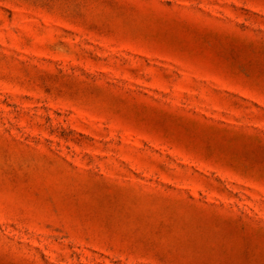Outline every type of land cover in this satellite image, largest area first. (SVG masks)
Masks as SVG:
<instances>
[{
  "label": "rangeland",
  "instance_id": "rangeland-1",
  "mask_svg": "<svg viewBox=\"0 0 264 264\" xmlns=\"http://www.w3.org/2000/svg\"><path fill=\"white\" fill-rule=\"evenodd\" d=\"M0 264H264V0H0Z\"/></svg>",
  "mask_w": 264,
  "mask_h": 264
}]
</instances>
